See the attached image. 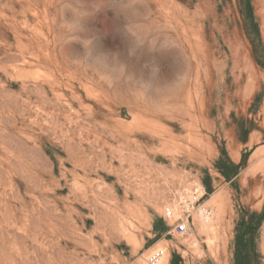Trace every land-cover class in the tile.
<instances>
[{
  "label": "rangeland",
  "instance_id": "obj_1",
  "mask_svg": "<svg viewBox=\"0 0 264 264\" xmlns=\"http://www.w3.org/2000/svg\"><path fill=\"white\" fill-rule=\"evenodd\" d=\"M223 148L248 155L236 184ZM184 190L214 213L190 238L164 219ZM243 210L264 211V0H0V264H233Z\"/></svg>",
  "mask_w": 264,
  "mask_h": 264
},
{
  "label": "trees",
  "instance_id": "obj_2",
  "mask_svg": "<svg viewBox=\"0 0 264 264\" xmlns=\"http://www.w3.org/2000/svg\"><path fill=\"white\" fill-rule=\"evenodd\" d=\"M247 11L250 14L251 7L247 1ZM242 158L239 164H234L228 157L225 149L220 150V156L216 160L214 167L217 173L228 183L236 184L234 179L237 177L245 158ZM211 178L206 175L202 179L207 196L213 193ZM264 221V211L248 213L243 210L240 218L235 226L233 241V264H259V256L257 254L255 233ZM165 229V227H164ZM180 259L172 256L170 264H179Z\"/></svg>",
  "mask_w": 264,
  "mask_h": 264
},
{
  "label": "built area",
  "instance_id": "obj_3",
  "mask_svg": "<svg viewBox=\"0 0 264 264\" xmlns=\"http://www.w3.org/2000/svg\"><path fill=\"white\" fill-rule=\"evenodd\" d=\"M205 193L203 191L181 192L178 203V211L173 208H166L164 211V219L172 221L170 234L177 236H187L190 238L194 231V222L208 224L214 217L213 210L207 207L203 202ZM197 245V241L193 246Z\"/></svg>",
  "mask_w": 264,
  "mask_h": 264
},
{
  "label": "crops",
  "instance_id": "obj_4",
  "mask_svg": "<svg viewBox=\"0 0 264 264\" xmlns=\"http://www.w3.org/2000/svg\"><path fill=\"white\" fill-rule=\"evenodd\" d=\"M256 150V149H255ZM254 150V151H255ZM250 155V154H249ZM251 155H252V153H251ZM250 155V156H251ZM249 161H250V158H249ZM233 162V161H232ZM259 162V160L256 158V159H254V160H252V161H250L249 162V165H248V167H247V171L249 172V169H251L252 167H254L255 165H257V163ZM234 163V162H233ZM234 164H236V163H234Z\"/></svg>",
  "mask_w": 264,
  "mask_h": 264
},
{
  "label": "bare ground",
  "instance_id": "obj_5",
  "mask_svg": "<svg viewBox=\"0 0 264 264\" xmlns=\"http://www.w3.org/2000/svg\"><path fill=\"white\" fill-rule=\"evenodd\" d=\"M150 257H152V255L150 256ZM161 258V257H160ZM154 259V258H153ZM158 260H159V258H158Z\"/></svg>",
  "mask_w": 264,
  "mask_h": 264
}]
</instances>
